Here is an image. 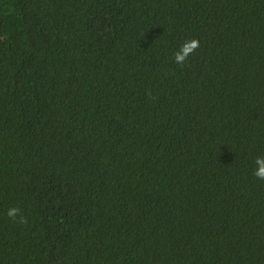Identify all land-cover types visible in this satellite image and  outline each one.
<instances>
[{
	"label": "trees",
	"instance_id": "16d2710c",
	"mask_svg": "<svg viewBox=\"0 0 264 264\" xmlns=\"http://www.w3.org/2000/svg\"><path fill=\"white\" fill-rule=\"evenodd\" d=\"M256 157L264 0H0V264H264Z\"/></svg>",
	"mask_w": 264,
	"mask_h": 264
},
{
	"label": "clouds",
	"instance_id": "9594fccd",
	"mask_svg": "<svg viewBox=\"0 0 264 264\" xmlns=\"http://www.w3.org/2000/svg\"><path fill=\"white\" fill-rule=\"evenodd\" d=\"M198 48H200L199 40L192 39L189 41H185L181 45L179 50L175 52L173 57L174 62L178 65L183 66L188 61V58L193 55ZM254 164L256 165V168L254 169L253 175L259 180H264V157H256L254 160ZM7 216L13 221H16L17 217H19V223H27V218L21 215V211L19 208H10L7 212Z\"/></svg>",
	"mask_w": 264,
	"mask_h": 264
}]
</instances>
